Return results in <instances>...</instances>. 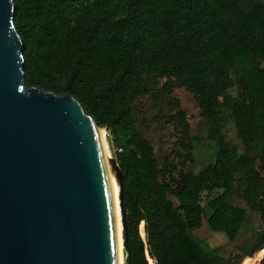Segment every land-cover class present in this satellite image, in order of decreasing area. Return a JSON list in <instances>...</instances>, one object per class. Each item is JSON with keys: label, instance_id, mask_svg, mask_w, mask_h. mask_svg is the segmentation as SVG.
Masks as SVG:
<instances>
[{"label": "trees", "instance_id": "obj_1", "mask_svg": "<svg viewBox=\"0 0 264 264\" xmlns=\"http://www.w3.org/2000/svg\"><path fill=\"white\" fill-rule=\"evenodd\" d=\"M15 5L28 88L71 95L121 149L126 264H241L235 256H220L195 233L204 226V200L215 190L228 193L239 174L243 199L260 213L264 227V0H15ZM178 87L194 95L206 138L219 147L215 163L199 174L188 170L193 147L183 113L175 119L180 151L163 164L141 129L142 95L152 88L158 99L178 105L172 97ZM224 110L231 112L242 154L226 140ZM248 217L226 200L207 224L235 242ZM263 248L259 235L245 257ZM258 264H264V255Z\"/></svg>", "mask_w": 264, "mask_h": 264}, {"label": "water", "instance_id": "obj_2", "mask_svg": "<svg viewBox=\"0 0 264 264\" xmlns=\"http://www.w3.org/2000/svg\"><path fill=\"white\" fill-rule=\"evenodd\" d=\"M15 21L0 0V264H120L105 132L71 95L28 88Z\"/></svg>", "mask_w": 264, "mask_h": 264}, {"label": "rangeland", "instance_id": "obj_3", "mask_svg": "<svg viewBox=\"0 0 264 264\" xmlns=\"http://www.w3.org/2000/svg\"><path fill=\"white\" fill-rule=\"evenodd\" d=\"M164 82H161L160 87L164 85ZM233 93L235 94V92ZM172 97L178 102V105L169 103L166 98L158 99L152 88L142 95L139 100L143 114L141 129L153 145L159 163L163 164L167 157L174 156L176 152L180 151L179 140L182 137V132L175 119L178 112L183 113L189 125V139L193 147V163H188V170L193 174H199L209 165L215 163L219 147L206 138L207 125L201 116V110L194 95L185 88L178 87L174 89ZM223 119V131L227 142L236 147L242 154L243 145L238 138L229 110H224ZM102 129L106 131L111 157L117 163V154L121 152V149L118 148L114 135L105 128ZM243 179L244 175H237L233 187L228 193L225 190H215L204 200V226L195 233V236L203 240L208 246L216 247L220 256L224 258L235 256L241 264H258L264 255V248L255 251L254 256L245 257V254L252 252L258 244L259 235H264V227L261 223L260 213L251 212L243 199ZM226 200L232 205L246 210L249 214L248 221L239 239L235 242H230L222 232H212L207 224L208 218L211 217L215 209ZM124 232L123 230V239ZM141 234L144 241L147 242L144 225L141 227ZM147 255L149 259L150 256L148 253ZM126 257L124 246V264H126ZM154 263L156 264L155 261Z\"/></svg>", "mask_w": 264, "mask_h": 264}, {"label": "bare ground", "instance_id": "obj_4", "mask_svg": "<svg viewBox=\"0 0 264 264\" xmlns=\"http://www.w3.org/2000/svg\"><path fill=\"white\" fill-rule=\"evenodd\" d=\"M104 132H105L108 157H109V163H110V170H111V177H112V184H113L114 197H115L118 242H119V258H120V264H124V239H123L124 227H123V218H122L121 178H120V174L118 171V166L116 162L113 160V158L111 157V154L108 148L106 131L104 130Z\"/></svg>", "mask_w": 264, "mask_h": 264}, {"label": "crops", "instance_id": "obj_5", "mask_svg": "<svg viewBox=\"0 0 264 264\" xmlns=\"http://www.w3.org/2000/svg\"><path fill=\"white\" fill-rule=\"evenodd\" d=\"M214 248H216V247H214Z\"/></svg>", "mask_w": 264, "mask_h": 264}]
</instances>
